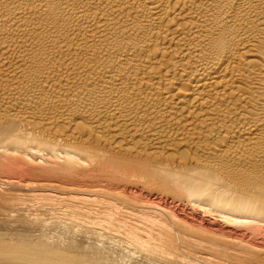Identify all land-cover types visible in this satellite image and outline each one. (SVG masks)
I'll list each match as a JSON object with an SVG mask.
<instances>
[{"label":"bare ground","instance_id":"1","mask_svg":"<svg viewBox=\"0 0 264 264\" xmlns=\"http://www.w3.org/2000/svg\"><path fill=\"white\" fill-rule=\"evenodd\" d=\"M0 264H264V0H0Z\"/></svg>","mask_w":264,"mask_h":264}]
</instances>
